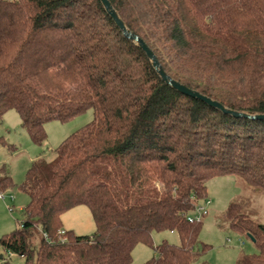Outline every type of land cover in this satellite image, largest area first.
<instances>
[{"label":"trees","instance_id":"16d2710c","mask_svg":"<svg viewBox=\"0 0 264 264\" xmlns=\"http://www.w3.org/2000/svg\"><path fill=\"white\" fill-rule=\"evenodd\" d=\"M109 2L172 79L227 109L264 114V0ZM9 110L37 145L45 123L93 114L52 160L26 171L23 219L0 237L3 253L24 264H129L134 246L154 247L152 232L163 230L179 244L161 242L142 264H205L201 222L186 216L207 197L206 182L233 175L264 192V120L233 117L166 84L100 0H0V121ZM12 185L0 175V188ZM245 199L230 202L224 219L253 238L256 252L238 264H264V223ZM80 205L92 234L62 226L61 215Z\"/></svg>","mask_w":264,"mask_h":264},{"label":"rangeland","instance_id":"374dc122","mask_svg":"<svg viewBox=\"0 0 264 264\" xmlns=\"http://www.w3.org/2000/svg\"><path fill=\"white\" fill-rule=\"evenodd\" d=\"M92 118V111L88 110L68 122H47L44 125L46 139L41 145H37L22 128L19 114L15 110H9L3 115L0 121V137L4 141L0 143V175L7 173L13 185L8 189L0 188V192H5V198L0 199V237L19 227L23 219V209L28 203V196L22 184L32 162L37 158L52 160L55 147L69 134L89 123ZM7 145H11V148ZM206 189L207 198L211 203L207 207V214L201 220L198 241L199 245L206 244L208 248L199 257V262L238 264L242 254L255 253L256 248L247 236L229 229L224 213L230 202L246 198L245 200L249 201L247 212L251 218L264 223V192L254 190L242 178L233 175H220L209 179ZM8 206H11V210H8ZM61 221L64 228L73 230L75 234H92L95 230L91 213L84 205L76 206L62 214ZM163 241L175 245L180 242L176 231L152 232L154 247ZM154 247L143 243L136 244L131 252L129 264H142L155 257L157 254ZM1 253L7 257V253H3L0 248ZM7 259V264H24L23 257L17 254L8 256Z\"/></svg>","mask_w":264,"mask_h":264},{"label":"water","instance_id":"95a60500","mask_svg":"<svg viewBox=\"0 0 264 264\" xmlns=\"http://www.w3.org/2000/svg\"><path fill=\"white\" fill-rule=\"evenodd\" d=\"M100 2L102 4L104 10L108 14V16L113 20L115 25L122 31L124 37H126L127 39H129L131 41H134L140 47V49L150 59L152 66L154 67V69L157 71V73L159 74L161 79L166 84L170 85L171 87H173L174 89H176L177 91H179L180 93H182L184 95H187L189 97H193V98H196L198 100H201L204 103H206L207 105H209L210 107H214V108H216V109H218V110H220L226 114H229L233 117L264 120V114H252V113H246V112H240V111H234V110L227 109L218 101L212 100L209 97H207V96H205V95H203V94H201L195 90H192V89L186 87L185 85H183V84L175 81L174 79H172L161 68L157 58L155 57L153 52L150 50V48L145 44V42L142 39L138 38L136 35H134L131 31H129L125 27L124 23L116 14V12L113 9L109 0H100ZM247 237L249 239H252V241H253V238L251 235H247Z\"/></svg>","mask_w":264,"mask_h":264},{"label":"built area","instance_id":"2783aa9c","mask_svg":"<svg viewBox=\"0 0 264 264\" xmlns=\"http://www.w3.org/2000/svg\"><path fill=\"white\" fill-rule=\"evenodd\" d=\"M4 193L5 192H0V199L5 198ZM10 198L12 199L13 196L11 195ZM210 203L211 201L207 197L197 202L194 209L189 214H187L186 219L189 222H201L202 218L207 214V207L210 205ZM8 210H11V206H8ZM61 233H63V231H61ZM227 240L229 239L227 238ZM241 243H243V241ZM12 255L13 253H7V257Z\"/></svg>","mask_w":264,"mask_h":264},{"label":"crops","instance_id":"0c3cea01","mask_svg":"<svg viewBox=\"0 0 264 264\" xmlns=\"http://www.w3.org/2000/svg\"><path fill=\"white\" fill-rule=\"evenodd\" d=\"M64 228V227H63ZM64 229H67V230H69V228H64ZM71 230V229H70Z\"/></svg>","mask_w":264,"mask_h":264}]
</instances>
